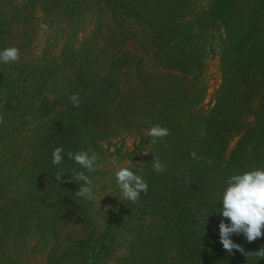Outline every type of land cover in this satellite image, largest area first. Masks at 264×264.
I'll return each mask as SVG.
<instances>
[{
	"label": "trees",
	"instance_id": "16d2710c",
	"mask_svg": "<svg viewBox=\"0 0 264 264\" xmlns=\"http://www.w3.org/2000/svg\"><path fill=\"white\" fill-rule=\"evenodd\" d=\"M14 21L20 58L0 62V264H264L224 250L218 227L226 180L264 169V0H0V50ZM209 59L220 83L203 109ZM130 70L136 85L120 94ZM157 124L169 135L153 144ZM124 132L136 136L129 152L111 144ZM69 151H95L97 167L134 163L147 193L133 203L112 172H86L107 194L101 212L74 195L69 176L84 170ZM75 215L87 235L62 251L59 229ZM231 239L245 253L264 247V235Z\"/></svg>",
	"mask_w": 264,
	"mask_h": 264
},
{
	"label": "clouds",
	"instance_id": "9594fccd",
	"mask_svg": "<svg viewBox=\"0 0 264 264\" xmlns=\"http://www.w3.org/2000/svg\"><path fill=\"white\" fill-rule=\"evenodd\" d=\"M20 58V51L16 47H8L0 50V62L10 64L17 62ZM69 99L74 107H79V97L72 94ZM4 122L3 116H0V123ZM147 135L151 137V143L155 144L157 140H163L169 135V130L160 125H154L148 129ZM63 147H56L52 151V163L61 165L64 159ZM190 155L199 159L195 152ZM69 159L73 160L84 171H75L70 177L71 181L79 183L78 190L74 193L76 197L82 198L89 202L99 203L102 197H99L93 183V180L86 174L96 170L97 162L101 159L100 155L95 151H79L67 153ZM153 169L157 173L164 172V166L158 157L152 159ZM207 164L211 165L212 161L207 160ZM116 185L119 188L122 199L135 203L141 193H147L148 184L140 176L133 172L129 167H118L114 173ZM63 171L55 175L57 181L64 178ZM226 188L220 196L219 202L222 208L218 212L228 223L221 220L219 223V242L224 250L229 254L233 253V249L245 255H255L260 259H264V247L255 252L245 253L244 248L234 243L231 237L243 234L246 241L251 243L264 235V169H255L243 172L242 174L231 175L226 180Z\"/></svg>",
	"mask_w": 264,
	"mask_h": 264
},
{
	"label": "rangeland",
	"instance_id": "374dc122",
	"mask_svg": "<svg viewBox=\"0 0 264 264\" xmlns=\"http://www.w3.org/2000/svg\"><path fill=\"white\" fill-rule=\"evenodd\" d=\"M24 26L19 21L13 22V32L11 35L6 36V41L10 47H15L24 40ZM70 80L73 81L74 77L69 76ZM72 79V80H71ZM204 81L207 86L206 97L202 102V108L207 109L213 104V94L217 90L220 77L218 71V61L216 59H209L207 61V70L204 76ZM136 85L135 76L133 70H130L126 73H123L119 79V93L123 94L128 90L132 89ZM136 136L132 132H124L119 136V138L111 141V144L116 146V148H121L122 152H129L133 149V144L136 142ZM233 146V143L230 145V148ZM111 152L114 151V148L110 149ZM146 153L143 154L145 156ZM142 161L136 163L140 164ZM118 167H135L134 163L124 161L122 163H117L114 157L109 158L108 163L103 166H99L96 169H104L106 172H112L113 174ZM101 184L98 185L100 187ZM107 194L104 193L99 201L96 203L97 207L100 208L101 212H105L108 208V201L106 198ZM87 235L86 229L83 227L82 222L78 215L73 216V218L68 221L66 224L62 225L59 229V237L62 242L61 250L68 249L74 240L83 239ZM39 257H34L32 259L33 264L40 263Z\"/></svg>",
	"mask_w": 264,
	"mask_h": 264
}]
</instances>
